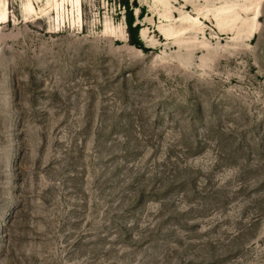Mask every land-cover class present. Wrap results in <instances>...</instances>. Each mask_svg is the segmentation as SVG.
Instances as JSON below:
<instances>
[{"label":"rangeland","instance_id":"374dc122","mask_svg":"<svg viewBox=\"0 0 264 264\" xmlns=\"http://www.w3.org/2000/svg\"><path fill=\"white\" fill-rule=\"evenodd\" d=\"M4 5L0 264H264V0Z\"/></svg>","mask_w":264,"mask_h":264},{"label":"bare ground","instance_id":"6f19581e","mask_svg":"<svg viewBox=\"0 0 264 264\" xmlns=\"http://www.w3.org/2000/svg\"><path fill=\"white\" fill-rule=\"evenodd\" d=\"M49 1V0H48ZM7 7V6H6ZM63 11V10H62ZM58 14V13H57ZM61 14V13H60ZM8 19V12L7 9H5V5L3 9H0V25L3 21H6Z\"/></svg>","mask_w":264,"mask_h":264}]
</instances>
